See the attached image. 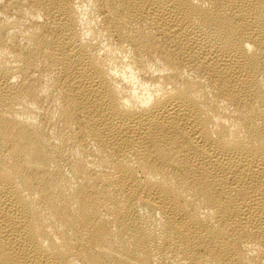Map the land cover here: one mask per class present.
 <instances>
[{"label": "bare ground", "instance_id": "obj_1", "mask_svg": "<svg viewBox=\"0 0 264 264\" xmlns=\"http://www.w3.org/2000/svg\"><path fill=\"white\" fill-rule=\"evenodd\" d=\"M0 264H264V0H0Z\"/></svg>", "mask_w": 264, "mask_h": 264}]
</instances>
